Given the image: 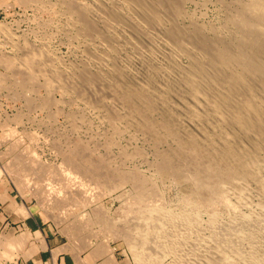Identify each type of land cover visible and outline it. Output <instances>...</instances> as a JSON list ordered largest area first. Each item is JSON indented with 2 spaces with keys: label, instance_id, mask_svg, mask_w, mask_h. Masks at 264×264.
Listing matches in <instances>:
<instances>
[{
  "label": "rangeland",
  "instance_id": "obj_1",
  "mask_svg": "<svg viewBox=\"0 0 264 264\" xmlns=\"http://www.w3.org/2000/svg\"><path fill=\"white\" fill-rule=\"evenodd\" d=\"M23 1L0 0V264H18L31 257L39 247L33 243L35 238L41 239L38 231L35 232L37 227H31L35 233L23 228L16 216L33 217L39 226L60 234L63 243L81 248L95 243L117 246L125 264H150L151 259L167 264V258L151 255L145 245L138 242V230L133 226L136 218L133 217H138L145 208H166L174 212L190 210L192 207L182 203L190 196L187 194L190 188L174 175L157 174L161 156L177 148L162 130L155 139L152 132L144 129V121L151 118L158 127L163 110L149 112L140 100H133L134 107L128 106L121 97L127 86L135 89L137 84L142 85L145 65L139 58L143 51L132 46L134 40L139 42L140 36L135 37L130 29L125 30L126 33L124 30L114 32L117 31L113 30L114 24L110 25L105 14H98V9L111 11L116 8V14H120L118 9L124 0H65L64 4L59 0ZM68 1L70 4L77 2L73 7ZM159 1L167 4L169 0ZM242 1L176 0L184 16L174 25L184 30L198 25L205 36L214 27L223 29L226 34V17ZM96 4H101L100 8ZM72 8L77 11L91 9L90 17L82 15L87 19L92 17L90 27L93 28L88 30L87 24L79 23L82 12L74 10L71 15L68 10ZM93 9L97 11L95 14ZM141 41L148 48L142 38ZM28 53L36 56L28 58ZM39 53L43 55L39 57ZM25 56L27 58H23ZM101 57L103 66L96 63ZM177 59L181 66L188 63L184 57ZM118 66L124 72L121 73L123 81L126 78L129 83L118 81L122 79L114 74ZM70 72L79 77L85 73L89 81H93L91 84L88 81L86 87L82 79L77 75L71 77ZM109 76L113 77L108 79ZM118 83L121 92L116 90ZM65 84L68 91L62 87ZM135 107L147 112L144 115L136 113ZM173 123L180 125L181 120H173ZM173 161L180 165V158L175 157ZM137 181L145 186L139 190L144 193L142 197L135 187ZM253 190L249 206L238 208L244 215L258 206L259 197ZM151 191L153 198H150ZM8 199L11 200L8 202ZM215 210L220 220L228 218L225 207L219 205ZM208 211H199V219H208V214L212 213ZM2 240L18 241V244L8 247Z\"/></svg>",
  "mask_w": 264,
  "mask_h": 264
},
{
  "label": "bare ground",
  "instance_id": "obj_2",
  "mask_svg": "<svg viewBox=\"0 0 264 264\" xmlns=\"http://www.w3.org/2000/svg\"><path fill=\"white\" fill-rule=\"evenodd\" d=\"M59 1L64 4L67 0ZM175 1L169 0L167 5L159 0H124L118 9L121 16L116 14V8L102 11L101 4L100 6L96 4L100 8L98 14H105L104 18L107 17L110 25L114 24L113 30L117 29L114 32L130 29L133 30L134 36H140L137 38L139 42L134 40L135 44L132 46L143 51L139 58L145 65L144 72H140L143 78L140 81L142 85L137 84L135 89L124 85L126 88L123 87L125 89L121 97L128 106L134 107L133 100L136 102L140 100L149 112L163 110L162 114L160 113L163 117H160L158 127L151 118L144 121V129L152 132L155 139L159 138L158 131L162 130L175 142L177 148L161 156L157 174L160 172L159 175L166 177L174 175L188 183L190 188V193H187L190 196L182 201L192 207L190 210L174 212L165 210L166 208H145L139 212L138 217H133L136 219H133L135 222L133 221L132 225L138 230L136 239L145 245V249L147 248L151 255L160 254L167 258L169 260L167 264H264V0L240 2L239 6L226 17L228 29L224 27L227 35L222 32L223 29L216 30L214 27L208 31L207 36L203 35V29L198 25L188 30L174 25V22L184 16H181L180 3ZM23 2L26 3L25 0ZM76 2L72 1L73 4L70 5L74 7ZM93 3L95 4V2L91 4ZM163 8L169 9L167 14H165L167 10L163 11ZM75 9H69L68 12L72 15ZM83 10L80 11L82 13L79 12L81 14L79 23L87 24L89 30L93 19L90 21L92 17L87 19L82 14L90 17L91 9ZM93 12L95 14L97 11L93 9ZM124 12L127 15H124ZM141 38L147 43L148 48ZM27 52L26 50L24 54ZM40 53L39 57L43 55L40 56ZM28 54V58L34 59L33 56H36ZM179 57L186 58L188 63L181 66V63L178 64L179 61L177 63ZM102 61L104 60L101 57L96 63ZM130 64L133 65L131 62ZM115 71V76L122 78L118 81L122 82L123 70L118 66ZM70 73L72 75V72ZM82 74V78L76 75L87 87L89 78L85 73ZM58 75L55 78H58ZM73 75L71 77H74ZM110 77L113 76H109L108 79ZM71 80L70 83L72 81L77 83L76 80ZM123 82L127 83L128 79L124 78ZM119 83L114 86L117 88ZM66 85L62 87L68 91ZM62 87L60 85L59 88ZM119 89L121 85L116 90L119 92ZM137 112L144 115L147 111L136 108ZM178 119L181 120L180 125L174 126L173 120ZM175 157L180 158V165L174 164ZM178 166L180 168H177ZM143 186L144 184L139 181L135 182L138 191ZM252 190L259 197L258 206L255 211L253 209L244 215L238 208L249 206ZM143 195L144 193L139 191L138 196ZM153 196L151 191L150 198ZM219 205L228 210L226 220H220L221 217L215 213V208ZM202 209L212 212L205 221L198 217ZM3 241L8 247L18 244V241L13 240L11 243L2 240V244ZM16 250L19 248L16 247ZM146 256L143 258L146 259ZM139 258L137 256V261ZM150 261V264L157 262L154 259ZM157 263L160 264L159 261Z\"/></svg>",
  "mask_w": 264,
  "mask_h": 264
},
{
  "label": "crops",
  "instance_id": "obj_3",
  "mask_svg": "<svg viewBox=\"0 0 264 264\" xmlns=\"http://www.w3.org/2000/svg\"><path fill=\"white\" fill-rule=\"evenodd\" d=\"M10 200L8 199V202ZM16 218L23 228L33 231L31 227H37L35 232L38 231L41 235V239L33 240L35 245L39 244L37 251L31 257L19 261L18 264H125V259L120 257L121 253L117 246L95 243L85 248L77 247L74 244L63 243L60 234L39 226L33 217L24 219L16 216ZM29 249L32 250V247Z\"/></svg>",
  "mask_w": 264,
  "mask_h": 264
}]
</instances>
